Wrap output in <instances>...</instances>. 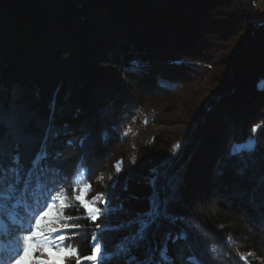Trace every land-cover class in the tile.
I'll use <instances>...</instances> for the list:
<instances>
[{"label":"trees","instance_id":"obj_1","mask_svg":"<svg viewBox=\"0 0 264 264\" xmlns=\"http://www.w3.org/2000/svg\"><path fill=\"white\" fill-rule=\"evenodd\" d=\"M255 20L253 0H0L2 162L18 154L27 171L47 145L63 154L55 164L68 196L76 166L90 167V197L126 210L111 224L149 214L158 192L149 239L158 247L182 234L167 241L174 264L190 254L264 264V21ZM153 169L156 189L145 178ZM72 204L66 214L83 217ZM73 222L88 255L97 227ZM131 230L106 232L103 244L112 250Z\"/></svg>","mask_w":264,"mask_h":264},{"label":"snow or ice","instance_id":"obj_2","mask_svg":"<svg viewBox=\"0 0 264 264\" xmlns=\"http://www.w3.org/2000/svg\"><path fill=\"white\" fill-rule=\"evenodd\" d=\"M130 132L129 128L122 135L128 136ZM51 136L55 139L59 133L52 132ZM179 147V143L173 146V154ZM251 147L247 143L238 145L236 154L250 150ZM62 155L50 152L45 145L32 159L27 171L18 154L12 156L7 166L0 157V264H85L86 261L89 264H174L167 241L175 242L182 238V234L174 237L169 234L166 242L158 247L152 246L149 239L150 230L160 219L158 192L157 201H153L149 214L111 224L109 217L126 211L123 204L111 205L110 199L104 193H96L89 198L92 192V183L89 180L91 169H86L84 164H78L71 176V184L81 183L83 186L72 188V199L76 202L77 211L84 210V216L67 215L74 205L63 188L64 181L69 177L62 175V169L55 164ZM131 163L135 164V157L131 159ZM113 167L118 176L123 171V160L116 162ZM153 172L149 182L156 189L162 173L155 169ZM97 179L102 180L103 175L100 174ZM109 179L112 177L109 176ZM102 217L104 220L97 225L96 222L101 221ZM165 218L172 223L177 222L176 218L166 212ZM78 219H86L97 227V234L90 237L91 252L85 256H81L79 248L73 243L75 237L72 230H82L79 223L73 222ZM125 228L133 230L122 236L113 249L109 250L103 244V234L119 232ZM212 258L216 259L214 256ZM241 258L246 259L243 256ZM187 264L203 262L199 257L190 254Z\"/></svg>","mask_w":264,"mask_h":264},{"label":"rangeland","instance_id":"obj_3","mask_svg":"<svg viewBox=\"0 0 264 264\" xmlns=\"http://www.w3.org/2000/svg\"><path fill=\"white\" fill-rule=\"evenodd\" d=\"M253 1H255V4H256V19H259L260 20V23L262 22V21H264V0H253ZM178 114V113H177ZM173 115L174 114H170V115H166V116H169V119H171L172 117H173ZM164 116V115H163ZM165 116V117H166ZM247 144H251L252 146H253V142L251 141V142H248ZM154 170V169H153ZM153 170H152V173H154L153 172ZM146 179H150L151 177H150V175L149 176H146L145 177ZM85 182H87V181H85ZM72 184H70L68 187H70ZM76 187V188H79V187H82L83 186V184H81V183H77L76 185H72V187ZM67 193H68V191L67 190H65ZM76 194H78V193H76ZM73 195H74V193H73ZM73 195L72 196H68L69 197V199L71 200V202L72 201H74L75 202V200L74 199H72V197H73ZM89 198H91L90 197V194H89ZM208 203H210V204H208V205H205L204 207H208V208H210V207H213V208H215L216 209V202H215V200L213 201V200H210V201H207ZM57 208H59V204H57ZM249 254H246V255H244V257H246L247 258V256H248ZM249 257V256H248ZM245 260H247V261H250V260H248V258L247 259H245ZM110 262H108V264H109ZM69 264H74V262H69ZM85 264H89V262H85Z\"/></svg>","mask_w":264,"mask_h":264},{"label":"built area","instance_id":"obj_4","mask_svg":"<svg viewBox=\"0 0 264 264\" xmlns=\"http://www.w3.org/2000/svg\"><path fill=\"white\" fill-rule=\"evenodd\" d=\"M255 23L259 24L260 23V20L259 19H256L255 20Z\"/></svg>","mask_w":264,"mask_h":264},{"label":"bare ground","instance_id":"obj_5","mask_svg":"<svg viewBox=\"0 0 264 264\" xmlns=\"http://www.w3.org/2000/svg\"><path fill=\"white\" fill-rule=\"evenodd\" d=\"M81 180H83V173L81 174Z\"/></svg>","mask_w":264,"mask_h":264}]
</instances>
